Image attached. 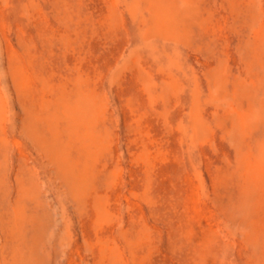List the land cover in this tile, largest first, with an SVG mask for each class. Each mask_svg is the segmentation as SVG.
<instances>
[{
	"label": "rangeland",
	"instance_id": "1",
	"mask_svg": "<svg viewBox=\"0 0 264 264\" xmlns=\"http://www.w3.org/2000/svg\"><path fill=\"white\" fill-rule=\"evenodd\" d=\"M0 264H264V0H0Z\"/></svg>",
	"mask_w": 264,
	"mask_h": 264
},
{
	"label": "bare ground",
	"instance_id": "2",
	"mask_svg": "<svg viewBox=\"0 0 264 264\" xmlns=\"http://www.w3.org/2000/svg\"><path fill=\"white\" fill-rule=\"evenodd\" d=\"M56 170V169H55Z\"/></svg>",
	"mask_w": 264,
	"mask_h": 264
}]
</instances>
